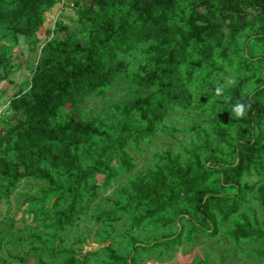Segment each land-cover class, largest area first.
I'll use <instances>...</instances> for the list:
<instances>
[{
  "label": "trees",
  "instance_id": "16d2710c",
  "mask_svg": "<svg viewBox=\"0 0 264 264\" xmlns=\"http://www.w3.org/2000/svg\"><path fill=\"white\" fill-rule=\"evenodd\" d=\"M61 1L0 0V28L5 36L23 37L34 46L44 15ZM72 5L85 31L79 35L55 21L30 89L11 101L19 119L0 136V199L23 180L44 182L41 202L49 200L54 208L64 204L54 212L56 231L73 225L88 194L133 172L128 147L166 133L168 119L192 107L198 72H208L203 87L219 70L217 63L237 54L240 36L249 33L252 53L244 51L240 75L224 90L228 97L219 112L229 108L224 123L201 143L158 155L157 163L128 180L116 211H139L137 225L149 221L173 229L164 233L165 241L141 246L143 251L167 241L222 236L240 247L261 245L264 254L259 223V210L264 214V0H78ZM141 45H146L145 62L129 72L120 62ZM12 56L0 43V70ZM118 73L135 88L134 96L111 107L114 120L86 117L85 100L112 84ZM251 81L258 87L244 91ZM237 105L244 106L241 117L234 114ZM84 158L92 164L84 166ZM97 176L102 183L94 180ZM3 237L14 238L11 233ZM31 252L40 255L35 247ZM46 254L41 264L60 256L58 264H90L91 253L50 248ZM101 254L105 264H135L112 244Z\"/></svg>",
  "mask_w": 264,
  "mask_h": 264
},
{
  "label": "rangeland",
  "instance_id": "374dc122",
  "mask_svg": "<svg viewBox=\"0 0 264 264\" xmlns=\"http://www.w3.org/2000/svg\"><path fill=\"white\" fill-rule=\"evenodd\" d=\"M74 1L78 0H65V3L62 0L44 15L45 23L38 32L39 41L34 46L27 44L23 37L14 39L12 36H5L4 30L0 28V43L10 47L13 55L10 62L0 70V136L6 126L13 125L19 119V114L11 109V101L30 89L40 49L46 41L54 37V22L60 19L79 35L85 31L75 14L76 8L72 5ZM60 36L56 34L57 38ZM248 36L249 33L240 36L237 54L231 55L225 62L217 63L219 70L210 74L203 87L199 85L203 84L208 72L205 69L198 72V83L192 91V107L177 110L167 121L166 133L152 141L146 140L138 146L128 147L135 166L131 174L122 173L106 185L102 183L100 176L94 178L97 183H102L101 187L96 195L86 196L80 206L81 213L73 225L56 231L54 212L61 210L64 204L54 208L49 200L41 202L44 182L23 180L10 196L1 198L0 264H41V260H48L46 251L50 248L73 251L78 256L91 253L90 264H105L101 249L110 244L119 255L133 259L135 264H264L261 245L249 244L240 247L234 245L228 237L222 236H198L193 243L184 238L172 243L167 241V245L143 251L141 246L151 245L154 241H165L163 235L173 229H162L158 224L149 221L137 225L134 221L139 211H116L121 200L120 191L127 186L128 180L157 163L158 155L169 149L173 152L182 151L192 141L201 143L207 135L213 136L212 130L216 126L224 123L229 114V108L219 114L228 97L224 90L232 86L240 75L239 68L244 63V51L252 53V42H248ZM144 49L146 45L134 48L120 63L123 62L129 72L136 71L145 62ZM258 85L256 81H251L244 91L251 92ZM134 92L135 88L118 73L112 84L85 100L83 113L92 119L114 120L110 113L111 107L133 97ZM202 102L204 104L197 108ZM229 133L233 135L234 130L231 129ZM82 162L84 166L92 164L88 158H84ZM256 179L252 177L251 181ZM106 212L111 215L108 216ZM99 216L101 217L98 218ZM259 216V223L264 226V214L260 210ZM227 227L228 225L221 228V233ZM8 233L14 236L9 241L3 237ZM133 242H136L137 247L132 245ZM32 247L40 253L39 256L31 252ZM62 259V256L55 258L52 264H58Z\"/></svg>",
  "mask_w": 264,
  "mask_h": 264
},
{
  "label": "clouds",
  "instance_id": "9594fccd",
  "mask_svg": "<svg viewBox=\"0 0 264 264\" xmlns=\"http://www.w3.org/2000/svg\"><path fill=\"white\" fill-rule=\"evenodd\" d=\"M234 114L236 117H241L244 114V106L243 105H237L234 108Z\"/></svg>",
  "mask_w": 264,
  "mask_h": 264
}]
</instances>
